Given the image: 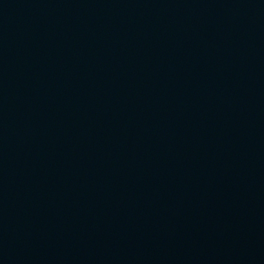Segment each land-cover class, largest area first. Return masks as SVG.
Wrapping results in <instances>:
<instances>
[{
  "label": "water",
  "instance_id": "water-1",
  "mask_svg": "<svg viewBox=\"0 0 264 264\" xmlns=\"http://www.w3.org/2000/svg\"><path fill=\"white\" fill-rule=\"evenodd\" d=\"M0 264H264V0H0Z\"/></svg>",
  "mask_w": 264,
  "mask_h": 264
}]
</instances>
